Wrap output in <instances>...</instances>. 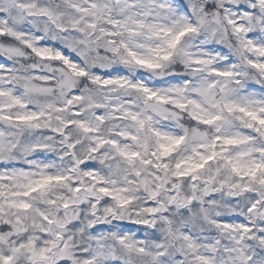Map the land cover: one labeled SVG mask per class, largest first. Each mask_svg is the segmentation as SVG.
<instances>
[{
  "label": "snow or ice",
  "instance_id": "snow-or-ice-1",
  "mask_svg": "<svg viewBox=\"0 0 264 264\" xmlns=\"http://www.w3.org/2000/svg\"><path fill=\"white\" fill-rule=\"evenodd\" d=\"M0 264H264V0H0Z\"/></svg>",
  "mask_w": 264,
  "mask_h": 264
}]
</instances>
